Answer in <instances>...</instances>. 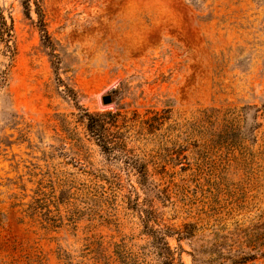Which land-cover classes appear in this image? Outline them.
<instances>
[{"label": "rangeland", "instance_id": "374dc122", "mask_svg": "<svg viewBox=\"0 0 264 264\" xmlns=\"http://www.w3.org/2000/svg\"><path fill=\"white\" fill-rule=\"evenodd\" d=\"M181 263L264 264V0H0V264Z\"/></svg>", "mask_w": 264, "mask_h": 264}, {"label": "trees", "instance_id": "16d2710c", "mask_svg": "<svg viewBox=\"0 0 264 264\" xmlns=\"http://www.w3.org/2000/svg\"><path fill=\"white\" fill-rule=\"evenodd\" d=\"M85 112V117H87L89 123H88V129L98 141L102 143V147L105 148L106 150H111L112 148H115L116 143H112L111 138L105 133L107 130L106 128V121L105 117H113L114 115L112 113H106V114H97V115H92L88 113L87 111ZM113 146V147H111ZM166 248H168L169 251L170 247L165 244ZM167 258L171 259L174 261L173 255L167 256ZM182 264V263H181Z\"/></svg>", "mask_w": 264, "mask_h": 264}, {"label": "water", "instance_id": "95a60500", "mask_svg": "<svg viewBox=\"0 0 264 264\" xmlns=\"http://www.w3.org/2000/svg\"><path fill=\"white\" fill-rule=\"evenodd\" d=\"M104 103H105V104H111V103H112V99H111V97H110V96H106V97L104 98Z\"/></svg>", "mask_w": 264, "mask_h": 264}]
</instances>
